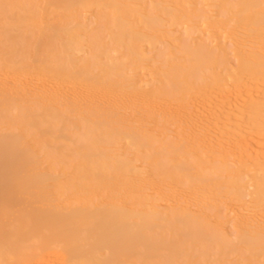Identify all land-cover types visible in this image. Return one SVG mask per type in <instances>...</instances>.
Returning <instances> with one entry per match:
<instances>
[{
	"label": "bare ground",
	"instance_id": "bare-ground-1",
	"mask_svg": "<svg viewBox=\"0 0 264 264\" xmlns=\"http://www.w3.org/2000/svg\"><path fill=\"white\" fill-rule=\"evenodd\" d=\"M0 264H264V0H0Z\"/></svg>",
	"mask_w": 264,
	"mask_h": 264
},
{
	"label": "rangeland",
	"instance_id": "rangeland-1",
	"mask_svg": "<svg viewBox=\"0 0 264 264\" xmlns=\"http://www.w3.org/2000/svg\"><path fill=\"white\" fill-rule=\"evenodd\" d=\"M232 50H233V48H229V51H230V52H232ZM230 56H232V58H234V53H231ZM234 63H235V62H234V60H233V61H232V64L234 65ZM232 64H231V65H232Z\"/></svg>",
	"mask_w": 264,
	"mask_h": 264
}]
</instances>
